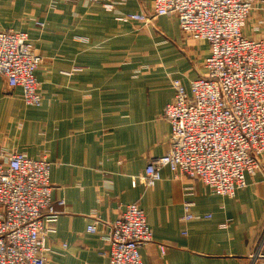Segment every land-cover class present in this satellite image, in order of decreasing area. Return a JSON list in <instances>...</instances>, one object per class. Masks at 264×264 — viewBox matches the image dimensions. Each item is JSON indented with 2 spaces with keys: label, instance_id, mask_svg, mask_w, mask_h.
Wrapping results in <instances>:
<instances>
[{
  "label": "crops",
  "instance_id": "crops-1",
  "mask_svg": "<svg viewBox=\"0 0 264 264\" xmlns=\"http://www.w3.org/2000/svg\"><path fill=\"white\" fill-rule=\"evenodd\" d=\"M117 1L108 12L86 0H0V32L28 33L42 58L35 73L41 107L26 106L22 91L0 78V149L52 163L59 215L46 226L53 230L45 237L46 264H109L107 237L133 203L153 232L141 251L144 264H255L264 243V158L232 199L198 180H176L168 168L154 187L133 186L169 151L164 110L174 98L172 81L189 87L204 55L191 41L185 50L162 49L167 30L180 28L173 16L153 20V0ZM253 3L243 33L264 41V0ZM133 14L152 20H117ZM186 205L194 217L188 223L182 221ZM93 224L94 234L88 232Z\"/></svg>",
  "mask_w": 264,
  "mask_h": 264
},
{
  "label": "built area",
  "instance_id": "built-area-1",
  "mask_svg": "<svg viewBox=\"0 0 264 264\" xmlns=\"http://www.w3.org/2000/svg\"><path fill=\"white\" fill-rule=\"evenodd\" d=\"M113 12L117 0H86ZM253 0H153V20L173 16L180 31L209 45L205 74L189 83L172 81L173 100L164 117L171 128L170 148L153 161L133 186L163 181L168 168L174 179L200 181L214 195L235 198L247 188V176L262 168L264 158V41L243 30ZM124 23H148L144 14L121 16ZM43 26V25H41ZM42 58L28 33L0 32V78L20 89L28 107H41L44 97L36 71ZM52 163L0 149V264H46L51 253L46 235L59 212L52 198ZM61 205L64 202L60 203ZM185 223L194 217L186 205ZM210 219V216L206 217ZM225 227V225H223ZM96 233L95 224L88 227ZM109 264H144L141 251L153 242L144 209L125 207L107 237ZM162 254L167 247L159 245ZM264 260V243L252 257Z\"/></svg>",
  "mask_w": 264,
  "mask_h": 264
},
{
  "label": "rangeland",
  "instance_id": "rangeland-1",
  "mask_svg": "<svg viewBox=\"0 0 264 264\" xmlns=\"http://www.w3.org/2000/svg\"><path fill=\"white\" fill-rule=\"evenodd\" d=\"M161 18V17H160ZM158 19V18H157ZM167 33L169 34V38H167V43H165V44H163L162 46V49L164 48V49H177V47L179 48V49H182V50H185V47H184V43L185 42H192L193 43V46H194V48H195V51L196 52H198V53H201V54H203L204 56V58L202 57H200L199 56V64H198V66H199V68H200V71H201V73H200V75L198 76V77H200V76H203L204 74H205V70H204V59H205V55L207 54V52H208V46H207V44H205V43H201V42H198V41H195V40H193L192 38H189L187 35H185V34H183L181 31H180V29H177L174 25L173 26H171L168 30H167ZM181 42H182V44H181ZM203 47H205L207 50H205V51H203ZM203 59V60H202ZM202 61H203V63H202ZM202 67V68H201ZM262 169V168H261ZM261 171V170H260ZM259 171V172H260ZM258 173V172H257Z\"/></svg>",
  "mask_w": 264,
  "mask_h": 264
}]
</instances>
